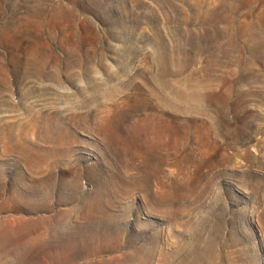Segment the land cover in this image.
Wrapping results in <instances>:
<instances>
[{
    "label": "rangeland",
    "instance_id": "obj_1",
    "mask_svg": "<svg viewBox=\"0 0 264 264\" xmlns=\"http://www.w3.org/2000/svg\"><path fill=\"white\" fill-rule=\"evenodd\" d=\"M0 264H264V0H0Z\"/></svg>",
    "mask_w": 264,
    "mask_h": 264
},
{
    "label": "bare ground",
    "instance_id": "obj_2",
    "mask_svg": "<svg viewBox=\"0 0 264 264\" xmlns=\"http://www.w3.org/2000/svg\"><path fill=\"white\" fill-rule=\"evenodd\" d=\"M25 242V241H24ZM47 252V251H46ZM62 254V253H61ZM47 260V259H46Z\"/></svg>",
    "mask_w": 264,
    "mask_h": 264
}]
</instances>
